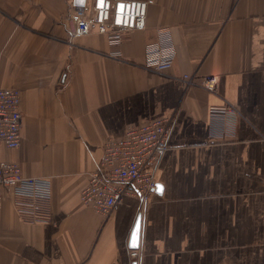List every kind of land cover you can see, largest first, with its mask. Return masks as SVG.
I'll list each match as a JSON object with an SVG mask.
<instances>
[{"label":"crops","instance_id":"crops-1","mask_svg":"<svg viewBox=\"0 0 264 264\" xmlns=\"http://www.w3.org/2000/svg\"><path fill=\"white\" fill-rule=\"evenodd\" d=\"M70 2L0 0V87L20 91L23 116L21 146L0 144V158L51 182L49 222L0 188V264H133L139 199L105 219L80 192L106 139L156 117L173 130L137 264H264V0H156L119 46L100 34L72 45ZM156 42L175 49L164 72L143 65ZM209 75L217 92L200 84ZM226 102L234 111L213 117Z\"/></svg>","mask_w":264,"mask_h":264},{"label":"built area","instance_id":"built-area-1","mask_svg":"<svg viewBox=\"0 0 264 264\" xmlns=\"http://www.w3.org/2000/svg\"><path fill=\"white\" fill-rule=\"evenodd\" d=\"M156 0H71L65 19L69 42L77 38L100 34L112 46H119L123 35L131 30H144L149 7ZM119 55V54H117ZM175 49L160 43H148L144 50V67L164 72L173 65ZM195 75H183L186 87L194 83ZM200 84L210 92H217L219 80L215 75L200 78ZM21 95L17 88L0 87V144L17 149L22 143L23 116ZM234 111L229 103L212 105L213 117ZM173 130L171 117H156L138 126L129 127L121 137H109L102 145L97 167L89 173L80 192L83 204L103 218H108L125 196L139 199L144 214L153 195L158 191L155 173L163 153L169 148ZM0 188L12 193L21 214L35 222L51 220V182L46 176L25 175L21 166L0 158ZM2 196L0 195V205ZM139 248L130 257L140 256Z\"/></svg>","mask_w":264,"mask_h":264},{"label":"water","instance_id":"water-1","mask_svg":"<svg viewBox=\"0 0 264 264\" xmlns=\"http://www.w3.org/2000/svg\"><path fill=\"white\" fill-rule=\"evenodd\" d=\"M161 189H162V185L158 184V191L160 190L161 192ZM141 218H142L141 215L137 218V221L131 231L130 240H129V246L131 249L139 248V242L141 236ZM133 264H137L136 260H134Z\"/></svg>","mask_w":264,"mask_h":264},{"label":"bare ground","instance_id":"bare-ground-1","mask_svg":"<svg viewBox=\"0 0 264 264\" xmlns=\"http://www.w3.org/2000/svg\"><path fill=\"white\" fill-rule=\"evenodd\" d=\"M150 203V202H149Z\"/></svg>","mask_w":264,"mask_h":264}]
</instances>
